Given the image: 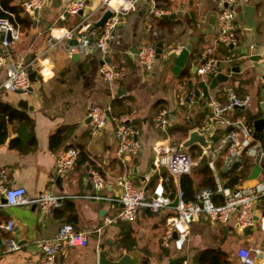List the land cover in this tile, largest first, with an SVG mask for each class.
<instances>
[{
    "label": "crops",
    "instance_id": "obj_1",
    "mask_svg": "<svg viewBox=\"0 0 264 264\" xmlns=\"http://www.w3.org/2000/svg\"><path fill=\"white\" fill-rule=\"evenodd\" d=\"M63 1L47 0L33 13L19 11V16L26 12L31 22L25 26L19 23V38L9 49L22 58L30 53L32 68L37 66L36 75L34 81H29L30 90L17 93L0 87V101L19 112L12 118L0 113L5 133L0 140V169L7 171L6 183L22 185L27 197L48 189L60 195V204L47 214H41L35 203L0 204V264H39L38 240L52 236L63 221L72 223L76 229L89 231L87 243L83 246L63 245L52 264H96V252L100 246L112 258L123 250L135 248L140 252L138 264H167L169 259L178 255L185 257L178 261L180 264H197L195 256L205 247L223 250L234 264H243L237 254L240 246H259L264 250V197L257 203L256 222L251 229L238 230L233 219L228 223L211 222L201 215L192 221L183 241L184 249L174 254L167 248L170 244L166 247L159 244L163 226L173 211L171 205L156 211L140 206L135 219L130 222L116 217L120 208L117 196L121 175L130 176L135 185L143 184L146 197L152 186L165 178L168 179L167 188L171 187L172 191L179 188L178 178L171 177L163 165L153 171L155 154L163 147L179 148L189 131L210 113L211 99L226 100V85L238 95H250L249 104L226 113L227 118H244L246 113L255 115V118L260 116L264 100V55L255 63L249 54L255 42L259 43V51H264V0H237L236 12L244 1L256 6L257 35L254 37L253 31L246 28L244 21L237 16L240 40L227 47L215 43V21L213 29L205 31L209 17L212 14L216 17L219 0H170V9L162 5V0H132L121 16L104 56L119 70L118 77L112 82L103 80L98 74L101 59L97 51L85 49L68 53L61 42L51 46L46 44L49 34H58L71 26L95 20L104 11L99 6L100 0H84L81 10L64 13L61 11ZM20 2L10 0L15 5ZM154 5L173 15L152 17L149 11ZM145 19H153L150 31L144 30ZM193 35L197 36L192 45L193 54L190 56V52L187 62L174 74L173 57ZM156 41L162 43L161 53L155 55L150 69L141 68L135 58L136 48ZM207 45L213 46V56L223 59L224 66L218 71L225 70L227 65H238L239 70L228 72V79L215 87L211 88L209 83L206 94H198L189 107L178 105L177 97L198 77L194 67L200 50ZM228 54L233 57L241 55L238 59L224 61ZM2 79L3 68L0 83ZM221 90L225 92L223 97L219 95ZM22 100L25 104L19 105L18 101ZM90 104L107 106L109 114L125 113L130 117L140 144L135 155L116 153L109 119L101 131L90 133L85 116ZM163 107L168 109L169 120L165 130H160L152 125V116ZM214 126L217 144L229 126L223 123ZM67 146L78 148L75 162L64 174H56L55 157ZM187 150H200L195 160L203 155V148L197 143ZM225 154L223 148L216 159L223 182L220 171L228 170L221 166ZM254 164L246 168V175L239 184L254 181L247 178ZM259 165L264 168V154ZM88 167L96 168L103 176L99 189L93 187ZM192 175L197 183L199 176ZM104 217L110 220L104 222ZM7 220L12 221L10 230L3 227ZM95 228H98L97 232ZM5 236L19 241V247L5 250ZM253 264H264L263 252L255 255Z\"/></svg>",
    "mask_w": 264,
    "mask_h": 264
},
{
    "label": "built area",
    "instance_id": "obj_2",
    "mask_svg": "<svg viewBox=\"0 0 264 264\" xmlns=\"http://www.w3.org/2000/svg\"><path fill=\"white\" fill-rule=\"evenodd\" d=\"M47 0H22L20 5L23 11L33 13L42 8ZM237 0H219L217 2V14L215 26L217 35L215 43L223 47L233 46L239 43L240 24L236 12ZM132 0H100L101 11L108 9L110 14L105 18L102 25L97 28L86 30L89 21L71 26L58 34H49L46 37L48 46L61 42L68 53L82 50L97 51L101 61L97 66L99 76L107 81H114L119 74L117 66L104 58L108 52V47L113 38L114 30L120 22L121 16L130 7ZM84 6V0H64L61 11L64 13H76ZM152 17L160 16L167 11L157 6L150 8ZM144 30L150 31L151 22L149 19L143 21ZM20 25L14 14L6 11V15L0 16V70L3 68V79L0 87L3 89L25 90L29 85L27 77V64L22 57L14 55L10 51V45L17 40L20 35ZM75 39V44L68 41ZM251 47H253L251 45ZM213 46L207 45L200 50L195 73L198 77L195 82L184 93L177 97V104L189 107L197 99L198 94H203L204 89L201 83L209 86L211 78L218 72V62H223L213 56ZM154 42H146L139 45L135 51L137 64L143 69H150L155 59ZM241 55V54H240ZM238 56H225L224 61L238 59ZM244 56V55H243ZM37 58V57H36ZM30 68H32L30 63ZM264 76V69H263ZM264 82V77H263ZM264 87V85H263ZM224 91L227 98L224 101L217 98L211 99L210 113H207L203 122L196 125L195 129L204 132L206 139L210 143L209 150L202 152L207 157V164L215 178V186L200 187L192 200H185L181 190L177 187L167 188L168 179L157 182L151 188L150 195L146 197L143 184L135 185L128 175H121L118 179L119 193L117 200L120 208L116 212V217L125 221H133L140 206L156 211L169 206L168 203L177 197L171 215L166 219L162 232L159 236L160 246L166 247L172 244L175 248L183 243L185 236L190 231V223L199 219L201 215L211 222L228 223L233 219L238 230H243L247 226H253L256 222V207L261 197H264V168L261 167L252 183H240L237 185H225L219 177L216 159L221 155L222 149H226L225 156L222 157L221 166L229 169L233 162L241 161L237 170L242 166L246 156L251 157L252 163H259L263 157L264 150L261 142L253 137V126L244 118L229 119L226 113L231 112L236 107H244L250 102V95H238L232 87L226 85ZM261 107L260 116H264V100ZM90 133L96 134L101 131L107 119L111 121V132L115 139L116 153L118 155H135L140 147L136 136V128L130 122V117L125 113L109 114L108 107L90 104L86 114ZM168 109L159 108L152 116V125L160 130H165L168 123ZM215 123H223L229 129L222 133L215 142ZM78 154L76 146H67L55 157L54 172L64 174L72 167ZM153 171L158 165H163L169 175L174 179L182 173H189L195 164L191 152L180 147L167 146L156 152L153 159ZM89 177L95 189H99L103 184V176L94 167H88ZM147 178V177H145ZM7 171L0 169V204H23L35 203L41 214H47L52 208L60 204V195L54 194L48 189L40 190L34 197H27L25 188L22 185H8L6 183ZM90 196V195H87ZM93 196V195H92ZM96 196V195H95ZM264 218V216H263ZM110 219L104 217L103 221ZM12 221L7 220L3 227L10 230ZM98 231V228H95ZM175 233V237L172 233ZM89 231L79 230L73 227L68 221L61 222L52 236L38 240L39 264H52L56 253L63 245L83 246L87 243ZM5 250H14L19 247L18 242L11 236L3 239ZM264 250L259 246H240L237 254L242 263L253 264L255 255Z\"/></svg>",
    "mask_w": 264,
    "mask_h": 264
},
{
    "label": "water",
    "instance_id": "obj_3",
    "mask_svg": "<svg viewBox=\"0 0 264 264\" xmlns=\"http://www.w3.org/2000/svg\"><path fill=\"white\" fill-rule=\"evenodd\" d=\"M22 1V0H18ZM255 11H256V6L251 3L247 2H242L240 4V9L237 12V16L239 19H242L244 21V25L246 28H249L253 31L254 37L257 35V21L255 20ZM110 14V11L108 9H105L101 15L95 19L89 22V24L86 26V30H90L96 26L102 25L104 22L105 18ZM171 14L167 13H161L160 16L166 17V16H171ZM215 21V15L212 14L209 17V23L207 26V29L205 31H209L213 29V23ZM197 36L193 35L191 36L187 41H185L180 49L175 53L173 57V65H172V72L174 74L178 73L180 68L187 62V59L189 57L190 52L192 51V45L193 42L196 40ZM75 43L74 39H70L69 43ZM155 45V52L156 55L161 53L162 49V43L160 41H156L154 43ZM259 43L255 42L253 45V49L251 50V53L249 54L250 59L254 60L255 63L264 55V51L261 52L259 51ZM173 49H171V52ZM23 62L27 64L28 72H27V77L29 81H34L35 75H36V69L37 66L34 68H30V53H26L25 56L22 58ZM219 67L224 66V62H218ZM196 67V66H195ZM194 67V70H195ZM239 70L238 65H227L225 66V70L218 71L210 80V87H215L218 83L220 82H225L228 79V72L230 71H237ZM31 86L28 85L25 90H30ZM25 90L22 89H14L15 92L20 93L24 92ZM19 105H24L25 101H18ZM252 126H253V137L261 140L263 135H264V116H258L252 120ZM197 143L200 145L203 149L209 150L210 148V143L206 139L204 132L199 131L198 129H192L188 133V137L185 138L184 140L181 141L180 143V149H187L189 146L192 144ZM261 166L258 163H255L250 170V172L247 175L248 179H253L257 176ZM177 200V197L174 196L173 200L168 203V205H175ZM251 229V226H247L243 229V231H247ZM172 236L175 237V233H172ZM20 243L19 241H17ZM1 239H0V244H1ZM185 257L184 255H178L176 257H173L167 261V264H175L178 261L183 260ZM140 260V252L133 248L130 250H123L119 253V255L115 258H112L109 256L105 250L100 248L96 252V264H138ZM246 264V263H243Z\"/></svg>",
    "mask_w": 264,
    "mask_h": 264
},
{
    "label": "trees",
    "instance_id": "obj_4",
    "mask_svg": "<svg viewBox=\"0 0 264 264\" xmlns=\"http://www.w3.org/2000/svg\"><path fill=\"white\" fill-rule=\"evenodd\" d=\"M6 11L12 12L15 19L22 26L28 25L31 22V18L26 12L22 16L18 15L19 11H23L21 5L10 3V0H0V16L6 15ZM192 54L193 52H191L190 56H192ZM187 70L188 68L185 69V71ZM201 86L204 89L203 93L206 94V86L202 83ZM219 95L220 97H223L225 95V92L221 90V92H219ZM0 113H6L7 118H12L13 116L19 115V112H16V110L11 105L2 101H0ZM2 117L3 116L0 115V140L5 134ZM253 118H255V115L253 116L247 113L244 115V119L251 125ZM52 136L53 134L49 136L50 144L52 143ZM261 144L264 148V135L261 139ZM192 151L191 154L193 158L196 159L198 154L200 153V150ZM252 162L253 161L251 157L246 156L243 159L240 169L237 170V167L239 166V164H241V161H235L232 163L231 167L228 170H221L220 176L224 179V184L229 186L239 184V181H241V179H244L246 175V168H248V166L252 164ZM193 173H196L199 176V181L197 183H195L194 177L192 175ZM177 180L179 189L181 190L182 196L185 200L194 199L195 193L200 187L215 186V178L207 164V157L204 154L199 159L195 160V164L193 165L191 172L180 174ZM195 260L197 261V264H234L233 261L227 259L225 251L218 250L213 247H205L198 251L197 255L195 256ZM178 263L180 264L181 262Z\"/></svg>",
    "mask_w": 264,
    "mask_h": 264
},
{
    "label": "rangeland",
    "instance_id": "obj_5",
    "mask_svg": "<svg viewBox=\"0 0 264 264\" xmlns=\"http://www.w3.org/2000/svg\"><path fill=\"white\" fill-rule=\"evenodd\" d=\"M162 5H164L165 6V8H167V9H170L172 6L170 5V0H166V1H164V0H162ZM171 6V7H170ZM152 20L153 19H150V21L152 22ZM179 136V135H178ZM177 137V136H176ZM176 147V146H175ZM192 224V222L190 223V225ZM252 231L253 232H255L256 231V228H254L253 227V229H252ZM251 231V232H252ZM169 250H171L172 251V253L174 254V253H180L183 249H184V244L182 243L180 246H179V248H174L173 246H172V244H170L168 247H167Z\"/></svg>",
    "mask_w": 264,
    "mask_h": 264
}]
</instances>
